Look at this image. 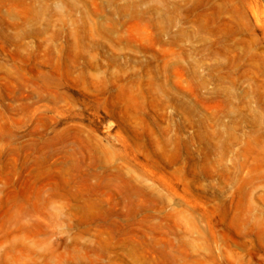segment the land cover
Returning a JSON list of instances; mask_svg holds the SVG:
<instances>
[{"label":"rangeland","instance_id":"rangeland-1","mask_svg":"<svg viewBox=\"0 0 264 264\" xmlns=\"http://www.w3.org/2000/svg\"><path fill=\"white\" fill-rule=\"evenodd\" d=\"M0 264H264V0H0Z\"/></svg>","mask_w":264,"mask_h":264}]
</instances>
